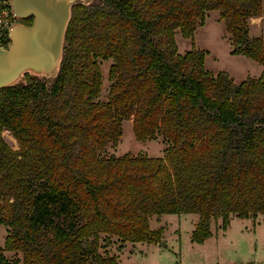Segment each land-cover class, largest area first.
<instances>
[{
  "label": "trees",
  "instance_id": "trees-1",
  "mask_svg": "<svg viewBox=\"0 0 264 264\" xmlns=\"http://www.w3.org/2000/svg\"><path fill=\"white\" fill-rule=\"evenodd\" d=\"M210 10L242 45L233 53L263 64L264 39L247 42L246 20L264 22V0H95L71 6L55 77L0 88V133L17 143L0 134V264H118L98 252L100 235L156 243L148 220L162 214L197 215L196 244L218 217L222 230L232 215L264 223V70L235 84L173 39ZM108 59L100 102L96 60ZM122 119L139 142L163 138V156H102Z\"/></svg>",
  "mask_w": 264,
  "mask_h": 264
},
{
  "label": "rangeland",
  "instance_id": "rangeland-1",
  "mask_svg": "<svg viewBox=\"0 0 264 264\" xmlns=\"http://www.w3.org/2000/svg\"><path fill=\"white\" fill-rule=\"evenodd\" d=\"M88 4L94 0H87ZM247 21V42L254 38L264 39V22L262 17L249 18ZM202 25L196 26L190 38H184L178 30L174 31L173 39L177 53L182 55L195 48L204 53V69L212 75L226 73L233 83L238 84L247 77L257 79L264 70V63L259 64L242 54H234L236 46L230 35L225 31L218 11L210 10L203 18ZM246 42V43H247ZM99 67L101 85L96 100H107L110 81L107 71L111 60H96ZM121 135L115 144L108 143L102 156L120 157L123 154L132 156L144 154L151 158L163 156L167 142L160 136L156 139L137 141L132 131V121L122 119ZM12 150L17 148L16 141L8 131L0 133ZM225 230L221 229V219L210 222V237L202 243L191 242L197 215L194 214H162L149 218L151 230L161 229L156 243H122L112 236L100 235L98 252L102 256L119 258L118 264H233L239 259L240 264H264V223L262 217L241 219L232 215ZM224 231V232H223ZM7 230L0 225V246H4ZM7 260L19 258L13 252L4 251ZM131 254V255H128Z\"/></svg>",
  "mask_w": 264,
  "mask_h": 264
},
{
  "label": "water",
  "instance_id": "water-1",
  "mask_svg": "<svg viewBox=\"0 0 264 264\" xmlns=\"http://www.w3.org/2000/svg\"><path fill=\"white\" fill-rule=\"evenodd\" d=\"M75 4L86 5L88 1L10 0L17 19L32 20L29 26L14 24L10 48L0 47V88L23 82L24 74L44 79L56 76L71 6Z\"/></svg>",
  "mask_w": 264,
  "mask_h": 264
},
{
  "label": "built area",
  "instance_id": "built-area-1",
  "mask_svg": "<svg viewBox=\"0 0 264 264\" xmlns=\"http://www.w3.org/2000/svg\"><path fill=\"white\" fill-rule=\"evenodd\" d=\"M21 23V20L14 16L10 8V0H0V47L4 50L11 46L10 31L11 27Z\"/></svg>",
  "mask_w": 264,
  "mask_h": 264
},
{
  "label": "crops",
  "instance_id": "crops-1",
  "mask_svg": "<svg viewBox=\"0 0 264 264\" xmlns=\"http://www.w3.org/2000/svg\"><path fill=\"white\" fill-rule=\"evenodd\" d=\"M128 255H131V254H128ZM117 261L119 262V258H117ZM233 264H240L239 263V259H234V263ZM248 264H253V262H249Z\"/></svg>",
  "mask_w": 264,
  "mask_h": 264
}]
</instances>
